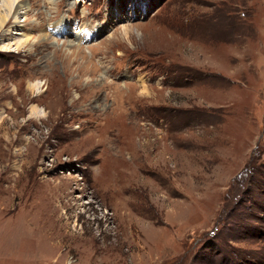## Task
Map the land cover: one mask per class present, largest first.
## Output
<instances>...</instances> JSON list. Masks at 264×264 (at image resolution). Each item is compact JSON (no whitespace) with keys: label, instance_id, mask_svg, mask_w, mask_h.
<instances>
[{"label":"rangeland","instance_id":"rangeland-1","mask_svg":"<svg viewBox=\"0 0 264 264\" xmlns=\"http://www.w3.org/2000/svg\"><path fill=\"white\" fill-rule=\"evenodd\" d=\"M3 1L0 264H264V0Z\"/></svg>","mask_w":264,"mask_h":264},{"label":"bare ground","instance_id":"bare-ground-1","mask_svg":"<svg viewBox=\"0 0 264 264\" xmlns=\"http://www.w3.org/2000/svg\"><path fill=\"white\" fill-rule=\"evenodd\" d=\"M24 0H4L2 2V5L1 7L4 8L5 10H7L10 13H14V15H17L19 10H22L26 5H25V1H24V4L22 5L21 3H23ZM50 1V0H49ZM27 2V1H26ZM48 2V1H47ZM51 3V2H50ZM1 9V8H0ZM9 22V17L8 15H5V16H2L0 15V33L2 32V30L4 29L5 25H7L6 23ZM58 28V26H54L53 27V30H56ZM33 34V33H32ZM31 34V35H32ZM24 37V36H23ZM86 37H83V40L85 39ZM29 37H26V42H24L22 45L20 44L19 45H15L17 47V49H19L20 47H23V46H27L28 44V41H29Z\"/></svg>","mask_w":264,"mask_h":264}]
</instances>
